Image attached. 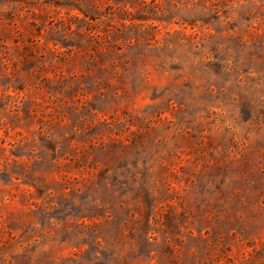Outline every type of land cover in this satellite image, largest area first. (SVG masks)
Returning a JSON list of instances; mask_svg holds the SVG:
<instances>
[{"label":"rangeland","instance_id":"rangeland-1","mask_svg":"<svg viewBox=\"0 0 264 264\" xmlns=\"http://www.w3.org/2000/svg\"><path fill=\"white\" fill-rule=\"evenodd\" d=\"M0 264H264V0H0Z\"/></svg>","mask_w":264,"mask_h":264}]
</instances>
